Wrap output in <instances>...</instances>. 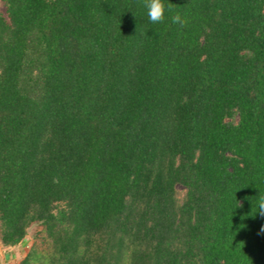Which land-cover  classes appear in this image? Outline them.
<instances>
[{
	"label": "trees",
	"instance_id": "1",
	"mask_svg": "<svg viewBox=\"0 0 264 264\" xmlns=\"http://www.w3.org/2000/svg\"><path fill=\"white\" fill-rule=\"evenodd\" d=\"M0 1L18 264H264V0Z\"/></svg>",
	"mask_w": 264,
	"mask_h": 264
},
{
	"label": "clouds",
	"instance_id": "2",
	"mask_svg": "<svg viewBox=\"0 0 264 264\" xmlns=\"http://www.w3.org/2000/svg\"><path fill=\"white\" fill-rule=\"evenodd\" d=\"M145 7L147 8L148 19L153 24L164 22L166 13L172 10L171 4L166 5L165 0H145ZM171 19L172 23L180 24L182 27L187 24V20L178 13L173 15ZM256 207L258 208L257 213L264 215V195L260 194L256 197Z\"/></svg>",
	"mask_w": 264,
	"mask_h": 264
},
{
	"label": "rangeland",
	"instance_id": "3",
	"mask_svg": "<svg viewBox=\"0 0 264 264\" xmlns=\"http://www.w3.org/2000/svg\"><path fill=\"white\" fill-rule=\"evenodd\" d=\"M0 13L4 14L5 13V8L0 1ZM177 190L179 191V194H183V190L181 186L177 187ZM39 230V227L34 225L28 230V238L19 246H17L15 249H7L4 250L3 254L0 255L1 257V264H18V262L25 256V254L28 251V248L30 246V238L33 236V234Z\"/></svg>",
	"mask_w": 264,
	"mask_h": 264
},
{
	"label": "crops",
	"instance_id": "4",
	"mask_svg": "<svg viewBox=\"0 0 264 264\" xmlns=\"http://www.w3.org/2000/svg\"><path fill=\"white\" fill-rule=\"evenodd\" d=\"M16 248V247H15ZM15 248H10L11 249H15ZM17 249V248H16ZM4 250H7V248H4L1 244H0V255L3 254ZM1 257V256H0ZM2 258V257H1ZM1 258H0V261H1ZM1 264V263H0Z\"/></svg>",
	"mask_w": 264,
	"mask_h": 264
}]
</instances>
